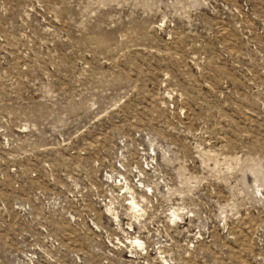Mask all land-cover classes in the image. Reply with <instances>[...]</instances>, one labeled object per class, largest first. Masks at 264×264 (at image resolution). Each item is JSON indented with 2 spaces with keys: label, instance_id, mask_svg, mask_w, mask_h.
Masks as SVG:
<instances>
[{
  "label": "rangeland",
  "instance_id": "1",
  "mask_svg": "<svg viewBox=\"0 0 264 264\" xmlns=\"http://www.w3.org/2000/svg\"><path fill=\"white\" fill-rule=\"evenodd\" d=\"M0 264H264V0H0Z\"/></svg>",
  "mask_w": 264,
  "mask_h": 264
},
{
  "label": "bare ground",
  "instance_id": "2",
  "mask_svg": "<svg viewBox=\"0 0 264 264\" xmlns=\"http://www.w3.org/2000/svg\"><path fill=\"white\" fill-rule=\"evenodd\" d=\"M131 204H132L133 208H135V207L137 206V204L135 203V201H134V200L132 201V203H131ZM137 242H138V240H137Z\"/></svg>",
  "mask_w": 264,
  "mask_h": 264
}]
</instances>
